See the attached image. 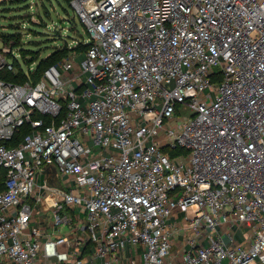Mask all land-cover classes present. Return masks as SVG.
Returning a JSON list of instances; mask_svg holds the SVG:
<instances>
[{
  "label": "built area",
  "instance_id": "built-area-1",
  "mask_svg": "<svg viewBox=\"0 0 264 264\" xmlns=\"http://www.w3.org/2000/svg\"><path fill=\"white\" fill-rule=\"evenodd\" d=\"M70 5L86 51L0 76V264H264V0Z\"/></svg>",
  "mask_w": 264,
  "mask_h": 264
},
{
  "label": "rangeland",
  "instance_id": "rangeland-1",
  "mask_svg": "<svg viewBox=\"0 0 264 264\" xmlns=\"http://www.w3.org/2000/svg\"><path fill=\"white\" fill-rule=\"evenodd\" d=\"M53 30L58 32L55 34ZM84 31L78 15L64 0H26L21 3L0 0V36L20 32L22 36L20 48L30 52L39 51L40 58L50 54L54 48L60 47L64 40L69 44L73 37L86 39L88 35ZM27 56L30 60L35 54ZM191 113L187 106L178 108V114L181 116L187 117ZM59 176L63 179L61 174ZM41 204L38 209L41 208Z\"/></svg>",
  "mask_w": 264,
  "mask_h": 264
},
{
  "label": "trees",
  "instance_id": "trees-1",
  "mask_svg": "<svg viewBox=\"0 0 264 264\" xmlns=\"http://www.w3.org/2000/svg\"><path fill=\"white\" fill-rule=\"evenodd\" d=\"M22 1H26V0H9L10 3H21ZM65 2H67L70 5V0H64ZM71 6V5H70ZM45 27V24H43ZM18 28V27H17ZM32 31V30H31ZM56 34V32H58L57 30H53ZM1 39L3 40V42L6 45H9L11 47V49H17L18 53L20 54V59L22 60L23 64L25 66H27L28 70V76H26V74L22 71L19 70L17 73L13 74L10 72H2L0 73V76L8 81L11 82H17V83H22L26 80H31L33 83H35L41 73L43 72V70L45 68H47L49 65L52 64H58L61 59L67 55V53H69L70 51H77V52H85L86 49L88 48V44H84V43H78L76 46L69 48L68 44L66 43V41L64 40V38H62L60 36L61 39H63L64 41H62L60 47L58 46L57 48H54V50H52L50 52V54H48L45 57H41L40 58V53L39 51H35V52H30L28 50H25L23 48H20L21 46V34L20 32H16L14 34H2ZM75 38V37H73ZM82 37H77L75 39H81ZM58 39V36H57ZM35 54V56H33L30 60H28V54ZM16 60V59H15ZM18 61H15V63ZM33 66V69L30 70V67ZM20 68V66H19ZM31 131V128L29 127V125H23L21 126L18 131H16V133L14 134L13 139L8 143L9 145H17L18 142H20V140L22 139V137L26 134L29 133ZM164 151H167V149H164ZM184 151L182 149H177V150H172L169 151L171 155L176 154L178 152ZM4 179V170H1L0 172V183L2 184V181Z\"/></svg>",
  "mask_w": 264,
  "mask_h": 264
},
{
  "label": "crops",
  "instance_id": "crops-1",
  "mask_svg": "<svg viewBox=\"0 0 264 264\" xmlns=\"http://www.w3.org/2000/svg\"><path fill=\"white\" fill-rule=\"evenodd\" d=\"M182 216V214H180V217ZM174 219V217H172L170 219V221H172ZM178 221H181L180 219ZM183 240H184V235L182 233H179L176 237L172 238V252L174 255L178 254V250H180V248H182L183 246Z\"/></svg>",
  "mask_w": 264,
  "mask_h": 264
},
{
  "label": "water",
  "instance_id": "water-1",
  "mask_svg": "<svg viewBox=\"0 0 264 264\" xmlns=\"http://www.w3.org/2000/svg\"><path fill=\"white\" fill-rule=\"evenodd\" d=\"M53 171H54V172L56 171L55 168H53Z\"/></svg>",
  "mask_w": 264,
  "mask_h": 264
}]
</instances>
